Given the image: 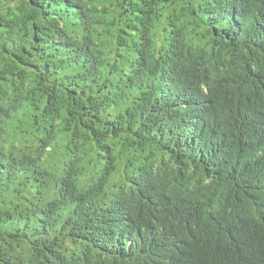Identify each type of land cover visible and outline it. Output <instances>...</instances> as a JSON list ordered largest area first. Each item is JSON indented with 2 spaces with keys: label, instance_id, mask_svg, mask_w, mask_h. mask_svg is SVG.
I'll list each match as a JSON object with an SVG mask.
<instances>
[{
  "label": "trees",
  "instance_id": "1",
  "mask_svg": "<svg viewBox=\"0 0 264 264\" xmlns=\"http://www.w3.org/2000/svg\"><path fill=\"white\" fill-rule=\"evenodd\" d=\"M0 264H264V0H0Z\"/></svg>",
  "mask_w": 264,
  "mask_h": 264
}]
</instances>
